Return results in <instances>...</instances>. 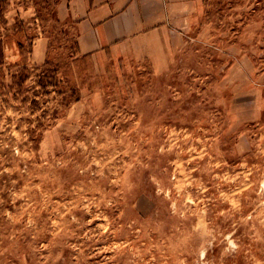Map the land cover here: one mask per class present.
Instances as JSON below:
<instances>
[{
    "label": "rangeland",
    "instance_id": "374dc122",
    "mask_svg": "<svg viewBox=\"0 0 264 264\" xmlns=\"http://www.w3.org/2000/svg\"><path fill=\"white\" fill-rule=\"evenodd\" d=\"M13 1L0 264H264V0H205L166 56L83 54L58 0Z\"/></svg>",
    "mask_w": 264,
    "mask_h": 264
},
{
    "label": "crops",
    "instance_id": "0c3cea01",
    "mask_svg": "<svg viewBox=\"0 0 264 264\" xmlns=\"http://www.w3.org/2000/svg\"><path fill=\"white\" fill-rule=\"evenodd\" d=\"M6 3H15L7 0ZM61 20L75 25L86 55L168 54L165 41L178 38L205 0H58ZM154 41V42H153Z\"/></svg>",
    "mask_w": 264,
    "mask_h": 264
},
{
    "label": "trees",
    "instance_id": "16d2710c",
    "mask_svg": "<svg viewBox=\"0 0 264 264\" xmlns=\"http://www.w3.org/2000/svg\"><path fill=\"white\" fill-rule=\"evenodd\" d=\"M3 57V41L0 39V60L2 59ZM2 63V61H0V64ZM52 63H50L49 61H47V63L44 65L45 69L46 70H49L51 69V66ZM54 78H55V82L57 84V75H56V72L54 73Z\"/></svg>",
    "mask_w": 264,
    "mask_h": 264
}]
</instances>
